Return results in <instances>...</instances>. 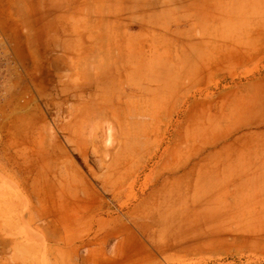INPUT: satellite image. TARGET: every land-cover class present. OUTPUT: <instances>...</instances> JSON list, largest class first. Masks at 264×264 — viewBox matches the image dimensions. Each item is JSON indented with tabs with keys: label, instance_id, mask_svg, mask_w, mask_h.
Segmentation results:
<instances>
[{
	"label": "crops",
	"instance_id": "1",
	"mask_svg": "<svg viewBox=\"0 0 264 264\" xmlns=\"http://www.w3.org/2000/svg\"><path fill=\"white\" fill-rule=\"evenodd\" d=\"M187 1L160 19L165 41L182 43L181 70L86 72L93 90L151 93L148 116L137 105L125 119L117 116V147L99 153L77 144L74 154L86 167L58 149L46 153L40 170H5L0 158L1 171L33 205L27 220L44 241L38 248L46 264H218L264 237V71H234L231 47L244 51L239 43L264 40V20L255 33L253 21L220 20L219 12L232 10L214 0ZM241 1L236 13L249 6ZM116 27L92 40L87 53L101 48L132 60L144 27L121 35ZM233 27L248 29L224 30ZM214 49L220 54L211 55ZM217 58L225 59L222 69L210 62Z\"/></svg>",
	"mask_w": 264,
	"mask_h": 264
},
{
	"label": "rangeland",
	"instance_id": "2",
	"mask_svg": "<svg viewBox=\"0 0 264 264\" xmlns=\"http://www.w3.org/2000/svg\"><path fill=\"white\" fill-rule=\"evenodd\" d=\"M175 1L0 0V154L3 155L0 158L5 161L3 164H8L5 170L22 164L40 170L49 161L46 155L49 150L58 149L69 157L70 152L76 153L79 143L83 151L87 146L98 152L104 148L108 153L117 147L120 133L117 116L125 119L132 115L134 105L146 113L139 112L141 115L148 116L151 93L93 90L86 85V72L117 68L166 71L168 66L174 71L181 70L182 43L165 41L168 29L160 20L165 19L167 7L181 3ZM214 1L232 10L219 12L220 20L253 21L254 32L262 30L257 25L264 20V0H245L249 6L241 13H236L241 0ZM152 20L156 21L155 27L149 28ZM141 25L146 38L132 60L118 58L116 51L103 52L101 48L87 53L92 40L99 42V37L108 35L115 26H120L115 31L121 35ZM257 41L255 38L254 43L238 44L250 50L231 46L236 52L234 71H264V40ZM220 52L214 49L211 55ZM250 57L253 60L240 65ZM206 58L201 56L200 60L208 68ZM224 60L217 58L210 62L222 69ZM193 64L188 60L189 71H193ZM246 65L249 66L245 68ZM77 137L84 140L78 141ZM64 158H59V165ZM75 160L86 167L87 159L75 157ZM1 170L0 264H46L45 250L38 248L39 244L44 246V241L27 220L31 203L24 195H18L22 194L20 186ZM90 171L95 175L93 169ZM10 244L14 248L12 254ZM250 244L251 250H239L218 264H264V237L255 236Z\"/></svg>",
	"mask_w": 264,
	"mask_h": 264
},
{
	"label": "trees",
	"instance_id": "3",
	"mask_svg": "<svg viewBox=\"0 0 264 264\" xmlns=\"http://www.w3.org/2000/svg\"><path fill=\"white\" fill-rule=\"evenodd\" d=\"M74 156L76 157V159H77V160H79V157H78V155H77V154H74Z\"/></svg>",
	"mask_w": 264,
	"mask_h": 264
}]
</instances>
